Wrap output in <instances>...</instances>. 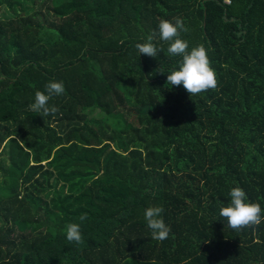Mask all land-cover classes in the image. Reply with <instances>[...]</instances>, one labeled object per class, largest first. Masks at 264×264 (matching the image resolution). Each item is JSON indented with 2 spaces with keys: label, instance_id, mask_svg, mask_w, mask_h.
<instances>
[{
  "label": "trees",
  "instance_id": "1",
  "mask_svg": "<svg viewBox=\"0 0 264 264\" xmlns=\"http://www.w3.org/2000/svg\"><path fill=\"white\" fill-rule=\"evenodd\" d=\"M175 17L216 90L167 84L182 57L158 35L139 56ZM49 82L59 111H30ZM235 187L264 214V0H0V264H264V222L219 215Z\"/></svg>",
  "mask_w": 264,
  "mask_h": 264
},
{
  "label": "clouds",
  "instance_id": "2",
  "mask_svg": "<svg viewBox=\"0 0 264 264\" xmlns=\"http://www.w3.org/2000/svg\"><path fill=\"white\" fill-rule=\"evenodd\" d=\"M158 34L154 31L146 37L145 43H138L135 48L139 56L157 58L158 54L163 52L162 47H157L153 43L154 39L167 43V53L169 56H179L182 60L179 70H173L167 75V84L180 87L189 96L201 94L208 90H216L218 81L214 69L210 66V60L207 51L203 45L193 47L190 51L189 44L181 38V33H186L188 28L184 20L175 17L174 22L169 20H160ZM45 92L36 91L35 101L29 105V110L42 113L44 116L55 115L59 109L55 106L50 107L48 102L54 96H61L65 93L63 82H49L45 85ZM22 142V141H20ZM230 204L220 209L219 215L226 219L227 228L234 231L243 229L255 230L264 222L261 206L258 203H247V195L240 187L232 188L229 192ZM162 206L148 207L144 212V219L148 228L151 230L152 239L163 242L169 237L171 229L165 224L162 213ZM87 219V214H82L79 220L82 222ZM66 239L71 243H82V234L80 225L69 223L66 225ZM188 264V261H183Z\"/></svg>",
  "mask_w": 264,
  "mask_h": 264
}]
</instances>
